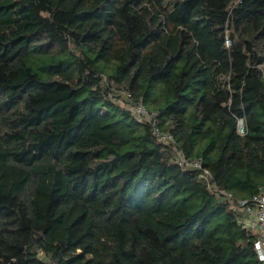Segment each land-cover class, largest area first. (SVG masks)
Segmentation results:
<instances>
[{"label":"trees","instance_id":"trees-1","mask_svg":"<svg viewBox=\"0 0 264 264\" xmlns=\"http://www.w3.org/2000/svg\"><path fill=\"white\" fill-rule=\"evenodd\" d=\"M218 189L264 190V0H0V264H261Z\"/></svg>","mask_w":264,"mask_h":264},{"label":"built area","instance_id":"built-area-1","mask_svg":"<svg viewBox=\"0 0 264 264\" xmlns=\"http://www.w3.org/2000/svg\"><path fill=\"white\" fill-rule=\"evenodd\" d=\"M230 44L231 41L227 37V45ZM131 97V93H125L124 98L120 99L118 102L124 105L127 103L126 100L132 99ZM129 108L137 118L150 123L152 125L153 132L162 141L171 142L175 140L171 133L162 131L158 112L150 110L143 101L136 102L135 104L130 105ZM237 131L240 134H244L246 132L243 118H238ZM176 159L178 164L184 168H203L201 159L189 158L182 150L179 149L177 150ZM203 173L205 176H211V172L208 169H204ZM218 193L225 195L227 200L233 203L234 207H238L246 214L244 223L247 227L253 229L254 226H257L258 236L254 241V249L258 260L261 264H264V190L254 195L251 199H240L237 202L234 201L233 196L230 193L220 189H218Z\"/></svg>","mask_w":264,"mask_h":264},{"label":"crops","instance_id":"crops-1","mask_svg":"<svg viewBox=\"0 0 264 264\" xmlns=\"http://www.w3.org/2000/svg\"><path fill=\"white\" fill-rule=\"evenodd\" d=\"M257 230H258L257 226H254L253 231L257 232Z\"/></svg>","mask_w":264,"mask_h":264}]
</instances>
